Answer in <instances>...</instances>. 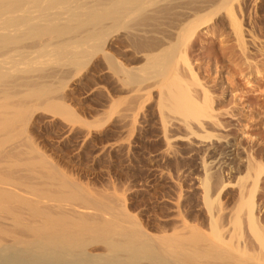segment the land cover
I'll list each match as a JSON object with an SVG mask.
<instances>
[{
  "label": "bare ground",
  "instance_id": "6f19581e",
  "mask_svg": "<svg viewBox=\"0 0 264 264\" xmlns=\"http://www.w3.org/2000/svg\"><path fill=\"white\" fill-rule=\"evenodd\" d=\"M249 1L253 0H0V264L215 262L210 258L214 260L221 251L216 246L205 244L203 234L206 232L201 231L199 225L189 224L186 218L183 219L180 215L183 219L181 229H187L189 233L191 231L190 234L194 233L186 242L176 223L174 232L171 227L172 233H168L167 223L156 224L160 234L152 233L143 218L131 211L128 197L125 192H118L120 187L118 188L117 184L110 181V184L107 182L108 189L102 187V190H97L89 188L91 184L88 186L83 184V181H75L76 179H72L59 163L49 159L51 156L45 155L46 152L43 153L40 147L35 145L30 127L33 124V109L36 103L55 99L54 92L56 97L58 92L62 93L56 101L44 103L58 115L77 118L89 129L99 130L110 121L112 115L107 112L110 110L111 113L112 106H109L107 112L95 111L94 119L88 121L77 114L74 106L67 102L69 95L64 91L71 80L82 76V69H85L83 67L91 61L85 62L86 58H90L91 48L97 49L95 52H102L101 59L94 64L98 69L106 64L114 71L116 78L119 76L121 82L136 85L128 91L136 92L138 98L141 97L140 100H145V96L155 97L166 143H170L174 137L171 133L175 131L186 130L194 134L199 129L219 130L218 128L227 127L221 120L222 112L216 109V103L224 101L215 96V92L222 89V80L207 74L209 69L203 67L200 61L202 58H205V61L209 59L208 66L211 68L215 65L217 67V63L222 60L228 62L222 55L225 54L226 48H221V55L213 58L209 55L211 53L205 54L203 47L195 48L199 42H190L203 29H207L213 37L220 31L221 26H224V22H228V28L232 29L230 30L237 39L235 43L238 41V45L244 50L247 40L244 39L242 16L245 9L249 8ZM257 2L264 6V0ZM148 5L151 6L150 11H146ZM173 7L181 10L174 13ZM144 10L146 13L150 12L149 16L143 14V17L147 16L145 21L152 20L151 33L146 36L145 33L143 36L139 33L140 28L136 25L145 24L144 19L140 20L141 23L132 20L139 17L137 15ZM171 11L174 13L172 21L167 19L172 15ZM119 28H125V33L128 30L126 34L130 39L128 41L132 42L130 45L137 53L143 54L139 58V54L126 58L130 65L119 56L120 48L112 44V39L115 40L112 38L114 31ZM117 43L118 47H123L122 41ZM49 61L51 63H48ZM56 61L59 63L57 66H61L59 69L52 66ZM137 62L139 65H136ZM45 64H50L53 70L45 67L48 66ZM141 71H146L147 74L143 75ZM35 72L39 74L35 75ZM145 75L148 76L144 77ZM147 77L151 79V83L146 82L148 86L143 87L141 83L144 84V78ZM121 84L124 88L125 84ZM114 90L112 89L113 92ZM133 96L135 94L131 99ZM114 98L102 101L104 104L101 105H113L114 108L115 104L121 102L122 97ZM168 113L185 117L179 119V124L182 125H176L174 128L176 122L172 117L176 116ZM188 116H204L205 119L199 118L194 123L187 119ZM137 118L135 115L131 118L133 130ZM129 134L131 136V133ZM205 167V178L202 182L205 188L204 202L209 208V213L211 211L209 226L215 230L218 237H222L228 218L221 214L223 203L217 201L218 213H214L213 204L226 189V184L222 185L224 180L222 182L211 173L208 165ZM214 176L215 181L212 182ZM215 187H219V190ZM214 189L217 194H213V199L211 193ZM243 198L242 204L248 205L249 202L246 201L249 199ZM253 212L254 204L250 203L249 217L252 219ZM182 231L187 235L185 230ZM249 246L245 242L242 249L248 251ZM223 253L225 255V251ZM203 258L208 261L210 259L212 263Z\"/></svg>",
  "mask_w": 264,
  "mask_h": 264
},
{
  "label": "rangeland",
  "instance_id": "374dc122",
  "mask_svg": "<svg viewBox=\"0 0 264 264\" xmlns=\"http://www.w3.org/2000/svg\"><path fill=\"white\" fill-rule=\"evenodd\" d=\"M253 1L248 2L250 4H248L249 8L245 9V13L242 16L244 39L247 40L245 41L244 50L238 45V41L235 43L237 39L232 33L233 31H231L232 29L228 28V22H224L225 27L221 26L219 34H214L212 37L207 29H203L190 42V44L194 43V41L196 43L199 42L195 48L203 47L202 50H204L205 54L211 53L209 55L213 58L216 55H221L219 53L221 48H226L224 50L225 54L222 55L230 63L222 60V62L217 63V67L215 65L214 68H211L208 66L210 61L207 60L209 59L205 61V58H202L200 61L203 67L209 69V72H206L207 74L223 82V84L221 82V86L223 85L222 89L216 91L215 96L221 97L224 101L219 102L220 104L216 103V109L218 112H222L221 120L227 124V127L218 128L219 130L212 128L208 130L199 129L194 134H190L186 130H182L183 133L175 131L171 133L174 137H172L170 143H166L165 133H163L164 130L159 117L160 114L158 113L159 107L155 103V97L145 96V100L143 98V100H140L141 97L138 98L139 95L136 92L128 91L132 87H136V85L121 82L118 79L119 76L116 78L114 71L110 70L106 64L98 69L94 64L101 59L102 52L101 50L95 52L97 49L93 48H91L89 53L90 58L85 59V62L91 61H88L87 66L83 67L85 69H82L84 70L81 72L82 76L80 75L81 77L71 80L64 91L69 95L67 102L74 106L77 114L88 121L94 119L95 111L100 112L103 110L107 112L111 106L113 108V105L103 107L101 105L104 104L102 101L105 102L109 98L115 99L114 97H116L117 99L118 97L120 99L119 97H122V103L115 104L116 108L114 107V110L111 108V113L110 110L107 112L112 115L110 121L99 130L97 128L89 129L86 124V126L83 125L77 118L78 122L74 117L72 119V117L68 118L60 113L58 115V113L51 110L50 106L46 104L50 103L51 98L50 101L42 100L40 103L39 101L38 104L36 103L35 107L37 110L34 107L33 124L30 127V130L32 129L31 131H33V133L30 131V134L35 145L40 147L43 153L46 152L47 154L45 153V155L51 156V158L48 157L49 159L59 163L61 168L72 179H76L75 181L84 182L83 184L88 186L91 184L89 188L97 190L108 189V184L111 182L117 184L116 186L120 187L118 192H125V196L128 197L127 200L131 211L143 218L152 233L160 234L156 229V224L163 225L167 223L168 233H172V229L174 232L176 224L181 229L182 220L185 218L189 224L199 225L201 231L204 230L203 232L207 233V235L206 233L203 234L205 244L216 246L221 251V256H215L214 260L210 258L213 262L215 261L214 263L210 259L208 261L203 258L212 264H264V6L262 5V7L260 6L261 4H258L257 1L259 0ZM255 2L257 3L255 4ZM147 7L146 9L148 10H145L150 11L151 6ZM174 7V10L172 9L174 13L181 10ZM145 10L143 11L144 13L140 14L141 16L138 14L137 16L139 17L132 19L141 23L142 21L140 22V20L143 18L144 23L146 22V25L141 23L142 26L140 24L142 27L136 23L142 36L144 33L145 36L149 35L152 29V20H149L151 23L145 21V17L149 16L150 12H148V15ZM173 12L170 15L171 17L167 18L170 21L173 19ZM143 14H147V16L144 15L143 17ZM135 22L132 21L131 23L135 25ZM219 24L220 22L217 25ZM125 31V28L116 29L112 37L115 40L112 39V44L116 48H120L118 51L119 56L123 57L125 62L130 65L127 59L139 53L131 46L132 42L128 41L130 40L127 36L128 30L127 34ZM117 41H122L123 47H118ZM142 56L143 54L141 53L137 55L138 58ZM52 61L54 63V60ZM48 63L51 62L49 61ZM137 63L136 65H139V63L141 65V61ZM57 64H59L58 61L52 64L53 68ZM45 65L47 68H52L50 64ZM60 67L57 66V69ZM141 72H143V75L146 73V71ZM29 73L34 74L32 72ZM37 74L39 73L37 72L35 75ZM146 76L148 75L144 77ZM143 82L144 84L141 83L142 86H148L147 84L151 83V79L149 80L148 77L144 78ZM121 83L125 84L124 88L120 86ZM112 89H116V91L114 90L113 92ZM58 93L57 97L55 92V96L53 94L54 97L51 96L56 99L62 92ZM154 93L157 92L154 91ZM133 94H135L133 96L134 101L133 97L131 99ZM142 101L146 102L143 103ZM133 106H139L137 107L138 109L135 107V110L140 111L136 112ZM132 111H135L137 115ZM165 112L167 113V111ZM168 114L176 116L172 117L173 119L175 118V121H173L176 122L174 128H176V125H182V123L179 124L181 122L180 117H185L177 113ZM134 115L136 118L138 117V121L135 123V129L133 130L131 118ZM199 118L203 119L204 116H197V118L196 116L187 117L188 120L194 123ZM122 121L123 123H121ZM129 133H131V136ZM128 134L129 138L127 137ZM205 165H208L211 168L210 172H213L222 182L224 180L222 185L226 184L225 191L223 190L220 198L214 200L213 204L214 213H218V204L220 202L223 203L221 214L228 218L227 223L223 227L224 238L221 235L218 237L215 230L209 226L211 211L209 213V208L204 202L205 188L202 182L205 178ZM212 179L211 181L214 182L215 176ZM216 190L218 191L219 187ZM216 190L214 189L211 193L213 199L217 194ZM241 197L249 199L246 201L249 202L248 205L242 204L243 200ZM217 201L220 202L218 203ZM250 203L254 204V219L249 217ZM180 215L184 218L181 219ZM168 225L170 226L168 227ZM180 229V234L182 238L184 237L183 240L185 242L194 236V233H192L193 235L190 234L191 231L189 233L187 229ZM182 230H185L187 235ZM245 242L250 245L248 251L242 249V244ZM224 251L225 255H223ZM216 260L220 262L218 263Z\"/></svg>",
  "mask_w": 264,
  "mask_h": 264
}]
</instances>
